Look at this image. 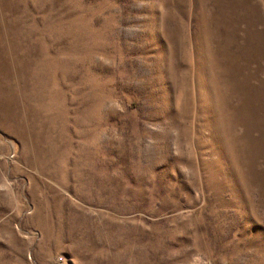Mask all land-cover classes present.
Returning a JSON list of instances; mask_svg holds the SVG:
<instances>
[{
	"label": "rangeland",
	"instance_id": "rangeland-1",
	"mask_svg": "<svg viewBox=\"0 0 264 264\" xmlns=\"http://www.w3.org/2000/svg\"><path fill=\"white\" fill-rule=\"evenodd\" d=\"M0 264H264V0H0Z\"/></svg>",
	"mask_w": 264,
	"mask_h": 264
}]
</instances>
